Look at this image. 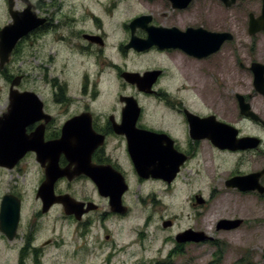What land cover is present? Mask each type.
<instances>
[{
  "label": "flooded vegetation",
  "instance_id": "af4514ba",
  "mask_svg": "<svg viewBox=\"0 0 264 264\" xmlns=\"http://www.w3.org/2000/svg\"><path fill=\"white\" fill-rule=\"evenodd\" d=\"M27 1L31 4L29 12ZM114 1L105 2L104 10L88 9L80 16L76 10L62 11L56 0L48 5L44 0L7 1L0 31L13 24L14 12L32 15L34 20L27 32H18L21 36L8 60L0 54V189H5L0 192V264H45L53 249H66L63 255L69 262L73 241L76 251L84 250L93 230L97 231L93 243L107 249L104 261L111 264L120 250L108 224L131 218V199L136 192L139 203L161 205L162 195L172 190L179 195L192 167L197 170L199 159L206 154L211 157L202 159L205 174V165L217 157L243 164L251 156L255 171L235 170L243 175L237 177L264 172V124L241 114L238 96L250 104L245 95L235 94L240 118L263 130L260 135H243L230 122L221 92L214 91L207 78H194L195 89L188 90L182 78H169L166 69L157 67L151 71L157 74L147 91L131 82L135 75L142 78L147 73L134 69L135 57L143 63L145 56L174 61L183 54L199 64L231 43L226 41L217 53L200 59L173 47L153 45L138 51L131 46L133 37L147 40L151 29L232 34L228 17L232 10L237 15L247 12L242 9L243 0H236L232 6L223 0H191L185 8L177 7L176 0H121L119 6L131 1L130 19L135 18L122 24L120 40L106 27L115 26L116 14L123 12L111 7ZM136 4H147L152 10L134 13L139 11ZM186 15H192L194 23L182 26ZM136 19L143 21L132 29ZM20 24L24 27L23 21ZM121 56L131 65L114 59ZM201 72L207 74L205 69ZM190 94L201 100L192 102L184 96ZM191 117L198 120V130L193 129ZM214 122L234 127L237 139L253 137L259 143L247 149H222L212 140ZM227 182V188L236 190L228 193L240 198L257 193L256 199H260L264 195L258 189L228 187ZM259 186L264 188V173ZM25 188H30L33 199L26 200ZM185 195L183 190L181 198ZM190 198L195 204H208L198 194ZM232 218L223 220H239ZM165 222L170 226L163 228L172 229L173 221ZM189 230L193 231L176 236L164 261L180 255L182 244L195 243L177 241ZM193 232L210 239L205 231ZM143 236L139 233L140 240Z\"/></svg>",
  "mask_w": 264,
  "mask_h": 264
},
{
  "label": "rangeland",
  "instance_id": "374dc122",
  "mask_svg": "<svg viewBox=\"0 0 264 264\" xmlns=\"http://www.w3.org/2000/svg\"><path fill=\"white\" fill-rule=\"evenodd\" d=\"M7 1L0 0V23L6 20L3 12L7 10ZM44 1L46 5L51 3V0ZM56 1L62 5V11L76 10L80 12L77 16H80L84 15L83 11L88 9L94 11L104 10V3H107L108 0ZM119 1L121 0H115V4H111V7H117L116 12L119 8L123 12L121 15L116 14L115 26L112 25L113 27H111L109 25L106 27L116 34V39L120 40L123 33L122 24L128 22L127 20L131 18L133 13L131 12V1L129 2L130 5L123 4L120 6ZM17 2L20 4V0H17ZM135 6L139 11L134 13L152 10L147 4L139 6L136 4ZM261 6V0H243L242 9L247 10L245 14L239 12L237 15L234 13L235 10H232L234 12L228 17V21L231 24L233 41L205 63L200 62L197 64V62L188 61L183 54L174 61L166 57H153L150 55L145 56L146 59L143 63H140L139 58L135 57L132 60L135 63L134 69L136 71L142 70L143 74L154 71L157 67L166 69L169 75L170 72L173 74V76L168 75L169 78H182L185 88H189L188 90L195 89L193 85L194 78H207V82L208 84L211 83L212 89L221 92L223 102L227 105L230 122L235 124L243 135H260L263 130L257 128L252 121L241 120L235 94L240 93L249 98L253 112L264 120V96L255 91L253 85L254 75L250 70L253 62L264 64V32L255 36H250L248 33V16L250 13L255 14L257 17L260 16ZM159 21L166 20L159 18ZM193 23L192 15H186L181 25ZM114 59L121 64L128 63L125 57L122 56L121 58L114 57ZM128 64L131 65V63ZM201 69H205L207 74H203ZM188 76L192 78H188ZM222 90H225L224 95ZM184 96L192 102L201 100L195 98L193 94ZM215 112L219 114L217 111ZM203 157L211 156L209 154L202 156L198 161L197 170L196 167H192L193 172L189 175V179H185L187 181L184 189L182 187L180 192L178 190L179 195H175V190H172L169 195H162L160 197L161 205H155L154 207L151 203H139L138 192H136L137 196H132L133 211L131 218L123 222L108 224L111 230L110 233L115 237V242L120 250V253L111 264H155L154 262H165L164 258L168 256V252L172 248V242L176 243L174 242L176 236L188 229L197 232L205 231L210 239L203 242L182 244V253L175 256L174 259L170 258L172 264H264V195L260 199H256L257 193L253 196L240 198V195L228 193V191L233 192L235 189L226 187V182L233 177L243 176L234 172L251 173L253 170L255 171L254 159L249 156L243 164H237L235 159L227 161L225 158L217 157L212 161L209 158L211 161L208 166V173L205 174L202 172L205 163L202 160ZM232 158L235 157L232 156ZM262 164L264 166V159ZM230 172L234 174L230 176ZM200 175L204 180H201ZM30 184L31 181H29ZM4 190V188L0 189L1 194ZM24 190L26 200L27 197L29 200L33 199L30 188ZM183 190L186 195L181 198ZM191 194L200 195L207 200L208 204H195L197 197L192 201ZM177 199L179 201L176 202ZM232 217H238L242 221L238 228L229 231L217 229L220 220ZM165 220L173 221L172 229L163 228ZM57 229H60L59 225H57ZM92 232L88 239V245L84 250L76 251L75 241H73L69 262L63 255L66 249H53L50 253L53 256H49L45 264H105L104 259L107 249L100 248L99 245L93 243L97 239V231L93 230ZM139 233L144 235L142 240L139 238ZM167 237L168 240H166ZM212 239H215V242ZM63 240L65 241L64 237Z\"/></svg>",
  "mask_w": 264,
  "mask_h": 264
},
{
  "label": "water",
  "instance_id": "95a60500",
  "mask_svg": "<svg viewBox=\"0 0 264 264\" xmlns=\"http://www.w3.org/2000/svg\"><path fill=\"white\" fill-rule=\"evenodd\" d=\"M223 1L228 6L234 5L236 2V0ZM190 2L191 0H176V4L178 3L177 7H179L180 5L179 8L187 7ZM26 4L28 5L26 11L29 12L31 10V4L28 1ZM10 9H12V5L10 6ZM12 16L14 21L13 24L5 27L0 31V54L2 57H4L5 61L8 60L10 52L14 48L19 37L21 36L20 34L22 33V31L27 32V29L33 27L32 21L34 19L32 15L27 14L25 16H19V14H15L14 12L12 13ZM20 21H23L24 27L21 26L22 23L20 24ZM142 21L143 19H136L131 25L132 29H134V27L138 25H141ZM148 31L149 37L147 40H142L133 37L131 46L138 51L145 50L153 45H156L161 49L171 47L180 48L188 55L202 59L217 53L226 41L233 40V36L231 34L212 33L204 31L202 29H189L185 33H181L176 29H151ZM18 32H20V34H18ZM261 32H264V0H262V11L260 16L256 17L253 13H251L249 15L248 25V33L250 36H255ZM250 70L254 75V88L256 92L264 96V64L253 62L250 66ZM156 74V72H147L142 78H138L139 75L137 74L135 75L136 78H131V82L138 84L141 91H147V89L151 87L155 79L152 77H155ZM238 99L240 103L241 114L243 116L255 122H261L262 124H264V121L255 112L252 111L250 104L245 101V98L243 96H238ZM190 122L194 130L199 129V122L195 117H191ZM214 124L215 134L212 136V140L216 146L222 149H247L254 147L259 143V141L253 137L237 139L238 131L234 127L223 125L218 122H214ZM230 130L231 133L229 132ZM64 138L65 137L63 136V139ZM263 173L252 174L246 177L234 178L227 182V186L238 188L241 191L258 189L261 193H264V188L262 186H259V179ZM58 201L65 202L60 198L58 199ZM6 202H8V200H6ZM241 223L242 221L240 220H222L219 222L217 229L229 231L238 228ZM163 226L164 228L169 227L170 222H165ZM206 240H208V238L203 233H195L191 230L186 231L177 237V241L179 243H186L191 241L202 242Z\"/></svg>",
  "mask_w": 264,
  "mask_h": 264
},
{
  "label": "trees",
  "instance_id": "16d2710c",
  "mask_svg": "<svg viewBox=\"0 0 264 264\" xmlns=\"http://www.w3.org/2000/svg\"><path fill=\"white\" fill-rule=\"evenodd\" d=\"M155 264H172V263L170 262V260H167L165 262H158V263H155Z\"/></svg>",
  "mask_w": 264,
  "mask_h": 264
},
{
  "label": "bare ground",
  "instance_id": "6f19581e",
  "mask_svg": "<svg viewBox=\"0 0 264 264\" xmlns=\"http://www.w3.org/2000/svg\"><path fill=\"white\" fill-rule=\"evenodd\" d=\"M206 166V168H208V165H205Z\"/></svg>",
  "mask_w": 264,
  "mask_h": 264
}]
</instances>
